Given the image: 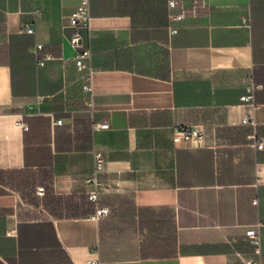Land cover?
Masks as SVG:
<instances>
[{"label":"crops","instance_id":"0c3cea01","mask_svg":"<svg viewBox=\"0 0 264 264\" xmlns=\"http://www.w3.org/2000/svg\"><path fill=\"white\" fill-rule=\"evenodd\" d=\"M78 1L0 0V264H88L96 245L104 264H264V147L240 98L253 83L264 135V0H204L176 31L166 0H90L75 47ZM86 47L93 110L74 60ZM193 123L202 143L173 140ZM93 147L109 207L97 218ZM259 220L256 251L245 229Z\"/></svg>","mask_w":264,"mask_h":264},{"label":"built area","instance_id":"2783aa9c","mask_svg":"<svg viewBox=\"0 0 264 264\" xmlns=\"http://www.w3.org/2000/svg\"><path fill=\"white\" fill-rule=\"evenodd\" d=\"M167 4V15L170 20V29L176 31L182 23L195 24L197 23L198 16L205 8L204 0H166ZM90 18V0H79L73 9L69 13V23L73 26V30L70 36V42L73 46L78 47L81 45L82 32L80 30L81 26L88 25ZM22 30L33 32L34 25L30 21H25L21 26ZM42 43L37 42L32 46V51L36 55L37 63H44L45 58L49 57L50 52L41 53ZM91 50L86 47L83 49H78L74 53V60L78 69L82 70V76L84 78V89L87 93L85 99L88 107L94 109V90L91 80ZM250 77V73H247ZM254 84H250L246 87V92L240 95V98L247 101L250 104L251 110L244 114L241 118V122L249 123L253 126V131L250 133V138L252 139V144L256 148L264 147V135H258L256 133V120L254 117V109L257 106L254 97ZM30 110L39 111L38 108H30ZM62 117H53L52 122L54 124L62 123ZM24 127L27 126L25 121L21 122ZM111 122L109 118L104 119H93L91 126L92 128H107L110 127ZM172 136L175 142L193 143L200 144L204 137V128L201 123H193L190 125H174L172 129ZM93 164L85 177V182L88 185L87 197L94 203V211L91 213L92 217H99L108 212V205L99 204V194L104 187L105 183L101 177V172L104 170V153L101 149L93 147L92 148ZM44 185H38L36 187V192L38 194L44 193ZM254 198L253 201H256ZM263 222L261 220L257 221L253 225L246 227L245 232L248 239L253 243L256 251H260L261 235H260V225ZM95 252L94 255L89 256L86 259L88 264H104L103 260L98 255L97 245L93 248Z\"/></svg>","mask_w":264,"mask_h":264}]
</instances>
